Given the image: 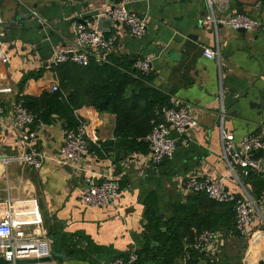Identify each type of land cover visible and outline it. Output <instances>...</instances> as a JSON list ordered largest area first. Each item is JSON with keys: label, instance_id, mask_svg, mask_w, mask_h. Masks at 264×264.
Here are the masks:
<instances>
[{"label": "crops", "instance_id": "obj_1", "mask_svg": "<svg viewBox=\"0 0 264 264\" xmlns=\"http://www.w3.org/2000/svg\"><path fill=\"white\" fill-rule=\"evenodd\" d=\"M108 4L114 3L0 0V35L10 38L8 43L0 41V104L6 109L0 120V150L8 156H0V217L10 207L28 218L41 214L50 251L63 258L55 264H110L143 247L148 225L145 201L151 192L156 193L160 217L169 218L174 215L173 206L190 196L179 187L178 177H223L229 192L238 198L248 194L258 203L250 232L264 231V197L258 200L250 186L231 176L221 141L222 128L234 136L237 146L249 135L264 137V0H235L225 11L216 9L217 18L222 19L237 14L241 4L260 23L245 33L224 24L215 29L205 0H124L121 4L147 23L141 39L120 25H105V36L119 35L114 51L149 60L156 76L151 86L167 95L171 106L184 107L197 117L198 126L187 136L171 131L170 138L176 142L171 159L152 165L145 162L146 154L126 152L114 135L116 116L88 106L75 111L79 128L85 125L91 143L79 168L60 162L67 132L60 119L44 125L31 146L20 143L10 116L20 81L28 72L45 68L44 77L29 81L24 95L39 97L59 87L50 71L53 58L76 48L75 22L80 17ZM32 12L47 23L32 18ZM12 22L21 28L4 27ZM205 49L216 52V57H205ZM31 151L47 156L40 169L18 160ZM261 165L264 170V159ZM236 170L242 176V168ZM93 173L119 178L117 206L99 209L80 201L86 179ZM217 213L228 226L219 228L216 242L201 251L184 248L178 263L264 264V238L252 244L237 231L235 219L225 209ZM193 232L195 241L197 232ZM194 241L185 240V247Z\"/></svg>", "mask_w": 264, "mask_h": 264}, {"label": "built area", "instance_id": "obj_2", "mask_svg": "<svg viewBox=\"0 0 264 264\" xmlns=\"http://www.w3.org/2000/svg\"><path fill=\"white\" fill-rule=\"evenodd\" d=\"M232 1L235 0H205L209 10L207 17L215 29L219 24L230 26L237 31H252L260 27L259 21L248 14H232L222 19L217 18L216 9L225 11ZM85 15L75 22L76 48L57 53L52 60V65L72 62L79 66H88L93 58L100 61L103 60L102 54L113 52L117 46L119 35L105 36L103 31L97 27L98 21L101 19L119 22L120 26L135 38H143L147 31L146 21L130 12L123 4H108ZM31 17L39 19L42 24L47 23L36 12H32ZM204 55L209 59H214L217 53L211 49H205ZM136 67L144 73H149L152 69L149 60H138ZM57 90L58 86L55 85L51 91ZM5 113V107L0 104V120ZM10 116L12 128L19 133L20 143L31 146L38 138L44 125L35 126L38 120L37 116L24 105L23 101L14 102L10 109ZM163 118L164 121L155 126L146 138L149 153L145 156V162L152 165H159L173 157L176 142L170 138L172 130L181 137H185L189 130L198 126L197 117L184 107L172 105L166 108ZM221 141L223 158L228 165L229 172L241 185L243 176H247L249 171L264 172L261 165V160L264 158L259 160L252 158L254 151L262 150L264 152L263 136L249 135L244 138L240 146H237L234 136L222 128ZM90 146L91 143L86 137L84 124L78 130L67 131L60 149V162L79 168V164L89 155ZM46 159L45 154L37 151H31L18 158L34 169H40ZM239 167L243 170L242 176L237 173L236 169ZM176 180L186 195L202 193L217 202L234 204L237 231L248 238L252 244H256L264 238V231L250 232L252 219L259 213L258 203L248 194L247 197L238 198L229 192L225 178L194 177L184 180L182 177H178ZM119 198V178L117 176H99L94 173L86 179V187L80 195V201L85 206L99 209L117 206ZM44 228L41 214L35 212L32 218H28L24 217L15 207L8 208L5 214L0 217V259L5 264H24L20 262L49 257L50 239ZM219 233L214 230H203L197 234L194 243H189L185 249L201 251L211 248L219 237ZM137 260L138 255L133 251L127 258L114 259L110 264H136Z\"/></svg>", "mask_w": 264, "mask_h": 264}, {"label": "trees", "instance_id": "obj_3", "mask_svg": "<svg viewBox=\"0 0 264 264\" xmlns=\"http://www.w3.org/2000/svg\"><path fill=\"white\" fill-rule=\"evenodd\" d=\"M102 56L103 60L93 58L88 66L72 62L52 65L50 71L59 83L58 90H45L39 97L24 95V91L29 81H38L47 70L28 72L19 83L17 100L23 101L37 116L35 126L49 125L60 119L66 131L79 128L75 111L83 106L114 114L117 120L114 135L126 147V152L147 155L146 138L164 121L163 112L171 107L170 98L151 86L156 76L151 71L144 73L137 68L138 60L115 51ZM252 158L262 159L264 152L254 151ZM243 177V183L250 186L251 193L261 200L264 197V172L251 170ZM145 206L147 234L143 236V247L137 250L136 264H179L178 260L185 251V240L194 241L193 230L198 234L228 226L223 216H218L217 211L222 208L235 219L236 226L234 204L217 202L202 193L191 194L186 202L176 203L172 208L174 215L169 218L160 217L156 193L148 195ZM163 227L166 232L162 231ZM156 243L157 246L153 247Z\"/></svg>", "mask_w": 264, "mask_h": 264}, {"label": "water", "instance_id": "obj_4", "mask_svg": "<svg viewBox=\"0 0 264 264\" xmlns=\"http://www.w3.org/2000/svg\"><path fill=\"white\" fill-rule=\"evenodd\" d=\"M124 0H111L112 3L114 4H121L123 3ZM237 14H241V15H245L247 14V12H245L243 6H241L240 4V8L238 10ZM107 23H112V24H116V25H120L119 22L114 21V20H107V19H101L98 21L97 27L98 29H100L101 31H103L104 33L107 32L106 31V27L105 25ZM5 28L9 29V30H13L14 27H18L21 28V26L17 25L15 22L9 23V24H5L4 25ZM241 32L245 33L246 30H240ZM1 42H6L8 43L10 41L9 37H5V38H1L0 39ZM253 105V103H252ZM258 108H261V106H258ZM0 156L1 157H8L7 155H3L2 156V151L0 150ZM66 168H68V166H66ZM163 231H165V229H163ZM156 245V244H154ZM63 260L62 256L55 253V252H50V256L46 257V258H42V259H34V260H26V261H21L20 263H24V264H37V263H53V262H57V260ZM0 264H5V262L0 259Z\"/></svg>", "mask_w": 264, "mask_h": 264}, {"label": "rangeland", "instance_id": "obj_5", "mask_svg": "<svg viewBox=\"0 0 264 264\" xmlns=\"http://www.w3.org/2000/svg\"><path fill=\"white\" fill-rule=\"evenodd\" d=\"M51 90H52V88H51Z\"/></svg>", "mask_w": 264, "mask_h": 264}]
</instances>
